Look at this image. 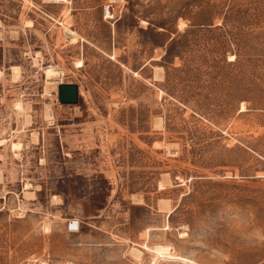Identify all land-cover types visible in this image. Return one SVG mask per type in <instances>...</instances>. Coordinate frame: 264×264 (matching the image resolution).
Segmentation results:
<instances>
[{
    "label": "rangeland",
    "instance_id": "1",
    "mask_svg": "<svg viewBox=\"0 0 264 264\" xmlns=\"http://www.w3.org/2000/svg\"><path fill=\"white\" fill-rule=\"evenodd\" d=\"M0 264H264V0H0Z\"/></svg>",
    "mask_w": 264,
    "mask_h": 264
},
{
    "label": "water",
    "instance_id": "2",
    "mask_svg": "<svg viewBox=\"0 0 264 264\" xmlns=\"http://www.w3.org/2000/svg\"><path fill=\"white\" fill-rule=\"evenodd\" d=\"M80 88L76 83H61L58 86V99L62 104L78 103Z\"/></svg>",
    "mask_w": 264,
    "mask_h": 264
},
{
    "label": "bare ground",
    "instance_id": "3",
    "mask_svg": "<svg viewBox=\"0 0 264 264\" xmlns=\"http://www.w3.org/2000/svg\"><path fill=\"white\" fill-rule=\"evenodd\" d=\"M69 34H70L69 36H70L71 38H73V40H74V39H75V38H74V37H75L74 33H73V32H70ZM19 145H20L19 143H14V144H13L14 147H17V146H19ZM17 148H18V147H17ZM158 249H160V248H158ZM156 261H157V260H156ZM156 261H155V262H156Z\"/></svg>",
    "mask_w": 264,
    "mask_h": 264
},
{
    "label": "built area",
    "instance_id": "4",
    "mask_svg": "<svg viewBox=\"0 0 264 264\" xmlns=\"http://www.w3.org/2000/svg\"><path fill=\"white\" fill-rule=\"evenodd\" d=\"M72 226H73V227H75V226H76V228H78V225H76V224H72Z\"/></svg>",
    "mask_w": 264,
    "mask_h": 264
}]
</instances>
